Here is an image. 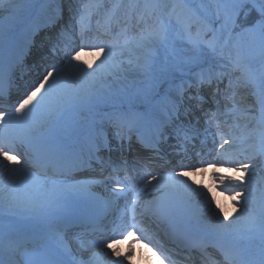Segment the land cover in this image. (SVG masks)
<instances>
[{
  "label": "snow or ice",
  "instance_id": "obj_1",
  "mask_svg": "<svg viewBox=\"0 0 264 264\" xmlns=\"http://www.w3.org/2000/svg\"><path fill=\"white\" fill-rule=\"evenodd\" d=\"M14 6L15 0H0V10ZM177 7L183 11L177 13ZM93 12L97 15L103 12V23L97 20L95 34L91 26ZM241 13L249 21L246 26L237 23ZM60 16L62 19V11ZM49 22L52 29H58L55 39L59 42L67 32L60 27V20L55 14L49 18ZM77 24L81 41L79 51L85 48L95 51L99 58L98 63L94 62L95 67L88 64L86 69L82 62L73 63L77 61L78 52L70 51L66 53L68 58L62 61V66L52 65L45 69L39 82L14 106V112H0V202L10 205L21 203L17 186L19 178L24 185V203L31 206L33 201H40L41 209L58 206L59 201L53 198L52 192L47 191L48 173L69 164L79 167L84 160L83 154L70 159L63 145L52 135L55 123L53 117L91 99L95 94V84L117 66L118 60L122 64L126 55L130 67L151 75L154 71L149 55L151 49L166 45L173 33L186 38L191 45L192 55L182 58L171 73L173 76L175 71L181 73V82L175 88L165 90L161 84L160 90L155 91L153 99L159 98L156 102L163 106V119L154 114H144L139 118L153 131V138L145 140L141 136L138 139L144 147L155 149V144L161 138H166L165 130L170 129L167 135L181 143L186 144L207 133L212 137L211 144L207 137L201 140V147L195 152L196 162L191 166H183L176 175L161 176L148 172L136 181L132 175L134 170L128 169L126 164L112 167V173L117 177L123 171L129 183L117 178L119 191L111 193L113 197L125 196V214L121 224L113 222L114 236L108 237V243L105 244L103 240L92 242L91 246L99 247L100 250L87 260L76 257L68 259L71 249L64 247L63 240L55 245L44 243L31 251L25 249L24 264H96L97 257L107 259L108 254L103 251L105 247L111 249L112 255L117 257L116 260H109V264H123L124 259L130 258L131 251L123 255L115 247L120 242L115 237L122 239L125 234L139 233V239L147 241V247L151 240L137 228L141 222L138 220V205L149 192L155 194L169 186L202 197L210 211L211 205L215 203L219 211H213V216L218 219L223 209L215 197L209 200L204 191L193 188L187 182L188 171L203 173L207 168L214 169L211 178L226 188L230 183H236L239 191L231 189L235 193L231 199L233 202L243 201L240 204L241 215H248L253 203L257 205L258 214L250 217V223L258 226L264 234V0H208L207 4L200 5L199 10L175 2L170 7V0H119L112 9H106L103 0H87ZM194 26L197 28L195 35L192 33ZM237 28L240 30L237 31ZM257 56L260 58L259 67H253L252 60ZM236 72L240 76L234 81L232 74ZM3 77H7V72ZM225 79L228 83L222 89ZM241 83L255 89V101L247 108H240L236 104L235 88ZM213 85L212 96L216 109L205 111L206 101L202 92L206 86ZM193 89L194 92L191 91ZM219 98L231 102L233 106L221 111ZM197 109L203 116L196 117L193 123ZM241 117L246 121L242 129L238 123ZM109 119L117 128L116 136L123 140L122 118L110 116ZM201 119L207 125L203 132L198 127ZM229 119L232 120L230 131L225 134L221 126L227 125ZM213 126L216 128L215 133L210 132ZM128 130L131 131V127ZM237 130L242 131V135L237 136ZM245 144L248 145L247 149H241L240 145ZM87 145L88 166L91 167V158L95 156L103 174L110 166V160L106 161L99 155L102 150L111 151L107 136L102 130L94 132L89 136ZM240 156L244 158L240 159ZM138 167L141 170L143 168ZM221 168H227L238 175L230 177ZM5 177L8 179L5 180ZM107 179L111 181V173ZM211 191L212 187L208 186V192ZM129 194L130 203L127 201ZM140 217L142 220L143 213H140ZM224 217L228 219L227 213H224ZM69 219H72L71 213ZM168 221L175 237L194 235L173 215H168ZM19 247V241L9 238L6 244L0 245V251H12ZM221 252L225 264H254L244 260L234 248L222 249ZM0 264H6V261L0 258ZM258 264H264V248L260 250Z\"/></svg>",
  "mask_w": 264,
  "mask_h": 264
},
{
  "label": "rangeland",
  "instance_id": "obj_2",
  "mask_svg": "<svg viewBox=\"0 0 264 264\" xmlns=\"http://www.w3.org/2000/svg\"><path fill=\"white\" fill-rule=\"evenodd\" d=\"M69 4H72L74 7L73 9L77 11L74 17H66L68 22L63 27L66 31L69 28H73L75 26V20L80 17L81 11L83 9V5L87 2V0H67ZM119 0H103L106 9H112L113 5L117 4ZM175 2L177 4L183 3L187 5L189 8L194 10H199L201 4H207L208 0H170V7L171 3ZM46 0H15V6L11 8H5L4 10H0V20L4 17H11L13 19H18L19 23L16 28L19 27V30L25 28L26 23L32 18L35 13H32L35 9H38L42 4L46 5ZM49 8V5H48ZM15 10H24V13L15 16ZM183 9L177 7L176 12L180 13ZM119 15V12L117 13ZM100 20L103 17V12L100 15H97L95 12L92 14V19ZM214 19V17H213ZM79 20V19H78ZM96 20V23H97ZM214 26V25H213ZM218 26V24H216ZM16 28H10V33L14 32ZM79 30V29H78ZM78 30L75 29V32H72L69 36L65 37H73L75 34L78 33ZM197 28L194 26L192 28V33L195 35ZM238 29L237 31H239ZM157 51L149 55L153 61V73L151 75H147L143 72L135 70L133 67H130L128 64V57L127 55L123 59V63L121 64L119 60L116 62L117 66L113 68L111 72L105 75V78L101 81H98L95 84V94L92 96L90 100H87L83 105H75V107H70L65 110L62 114V122L59 124H54L53 126L58 129L60 133H58L59 138L61 141H73L76 140L78 136L82 134L84 130V126L86 123L82 120L83 116H90L94 113L96 106L107 105L111 108L110 111L104 114V117L100 118L96 121V130L94 132L103 131L104 134H107L108 141L113 139L114 142L118 143L119 145L122 144L120 137L116 136L117 128L115 124L110 121V116H118L121 117V127L123 128L124 123H128L130 125H141L140 121L141 110L138 107L140 103L143 101H152L153 97L155 96V91L160 88L161 84L165 83V80L173 81L176 85H178L181 81L179 79L181 73L179 71H175V75H171V73L176 69L178 62L182 58H186L192 55L191 45L187 43V40L184 36L173 33L170 37L168 43L166 45H159L157 47ZM56 58H59L58 56ZM60 59V58H59ZM87 63L88 62H95L98 63V56H94L92 58L86 57L84 58ZM56 60V59H55ZM61 60V59H60ZM60 60H56V62H60ZM94 63V67H95ZM89 64V63H88ZM260 58L257 56L252 60L253 67H259ZM44 65V64H43ZM48 68L47 66H43L40 68H35L36 71H40L44 73L45 69ZM87 69V68H86ZM167 73V75H166ZM233 80L240 76V73L236 72L233 73ZM114 84L111 90L107 92L103 91V93H98L99 90H103L110 86V84ZM228 81L226 80L225 84L221 85L223 89L225 85H227ZM253 89L254 87L251 85L243 86L242 83L235 88L236 91V104L240 108H247L252 105L255 101V97L253 92L247 93L248 90ZM212 101L213 96L210 94ZM245 96V100H242L241 97ZM222 99V98H220ZM156 100L153 102L155 103ZM228 102V101H227ZM152 103V104H153ZM227 108H231L233 105L231 102L228 104H224ZM66 114H69L70 118V127L69 129H64L65 123L63 122V118ZM59 117V116H58ZM58 117H53V120L57 119ZM54 120V121H55ZM111 122V123H110ZM138 123V124H137ZM232 120L229 119L227 125L222 124L221 129L227 126H230ZM243 128V125L246 123L245 119L241 117L238 121ZM99 126V127H98ZM230 131V127L227 129H223L222 132L227 134ZM237 136L242 135V131L237 130ZM246 145V144H245ZM244 145H240L243 147ZM248 147V146H247ZM82 148L80 145L78 147ZM84 148L87 151L88 145L87 142L84 144ZM121 145L119 149H117V153L121 152ZM247 149V148H244ZM69 158L72 159L77 155L72 151L68 154ZM243 159L244 157H239ZM258 166H259V159H258ZM69 164L66 168L70 167ZM128 168V164L126 163ZM61 168L57 169V173L61 175V177H57L60 179H55L52 177H46L48 181V187H51L53 191L57 192V195H60V191H63L66 186L69 184V193L73 195L70 198L72 203L71 210L76 206H81L86 204L87 197L85 196V191L94 188L93 185H74L71 183L66 177V171L62 170ZM217 167H220L217 165ZM130 170H134L132 172L133 177L136 181L140 180V177L145 173L139 171L135 167L129 168ZM149 171H147L148 173ZM179 172V171H178ZM224 174L233 177L234 175H238L237 173H233L231 171H222ZM71 173V171H70ZM176 175V174H173ZM171 176V175H170ZM5 180L8 177L4 178ZM179 179H185L184 177H180ZM192 181H195V184H192ZM187 182L192 185L193 188H200L204 191L208 199L214 196L216 202H218L223 209V212L219 215V218L213 216V211H219L216 208V204L213 203L211 205L212 211L209 210L208 206L205 204L204 199L200 196L194 195L187 191H182L179 188H172L171 186L163 191L157 192L155 194L149 192L146 197H142L144 199H148L149 201L146 203L149 207L153 209H167L170 211L175 212L176 216L179 218V222L182 223L184 226L188 227L193 231L194 234L199 235L200 239L209 240L215 245H220L223 243H227L229 248L236 249L240 256L244 252H247L251 249H259L264 248V234L261 233V230L258 226H254L250 223V217L256 216L258 214V209L255 203L250 205V211L248 215H241L240 213V204L243 201L233 202L230 199L225 197L226 192H229L228 188L232 186H236V183H230L228 187H224L219 181H215L211 178V176L207 173L205 174H197L193 173L192 171H188ZM114 183V182H113ZM125 183H129L128 180H125ZM115 186L112 187H102L105 190L110 189V191H119L118 187L116 186L117 183H114ZM113 185V184H112ZM17 186L20 189V199L21 203L10 205L6 202H0V245L6 244L9 238L16 240L14 237L15 233L18 231H23L21 228L20 221L25 220L23 215H19L16 208L24 206L23 201H25V193H24V185L19 178H17ZM62 186V187H61ZM102 186V185H101ZM208 186L212 187V191L208 192ZM61 187V189L59 188ZM87 187V190H85ZM100 188V186H98ZM48 191V190H47ZM237 191L239 189L237 188ZM120 196H124L123 194ZM119 197V196H118ZM125 197V196H124ZM142 198L139 204H142ZM127 200L129 203L131 201V194L127 196ZM38 202V201H36ZM124 203V202H123ZM66 213V212H63ZM224 213H227L228 219H225ZM51 219V216H49ZM60 215H52V220L56 221ZM52 222V221H51ZM50 222V223H51ZM222 222V224H221ZM42 222L39 221L37 218H31L28 220V228L27 230L36 231L39 233V237L41 238L42 242L41 245L44 243L52 244L50 242V235L58 232L54 226L41 224ZM52 224V223H51ZM200 224V227L205 229L211 230V234L207 231L198 229L195 230ZM222 225H227V227H223ZM42 228V229H41ZM60 236H63L59 232L57 233ZM136 237V236H134ZM126 238V237H125ZM124 238V239H125ZM137 238V237H136ZM122 239V241L124 240ZM135 244V253H139L140 255L143 253V246L142 242L139 240ZM76 251V250H75ZM85 251H82L84 253ZM3 255V254H2ZM5 257V255H3ZM8 257V256H7ZM5 257L6 264H24L26 259V255L20 251L14 250L9 251L10 259ZM69 258V257H68ZM148 262V261H147ZM258 263V262H256ZM140 264V262L138 263Z\"/></svg>",
  "mask_w": 264,
  "mask_h": 264
},
{
  "label": "bare ground",
  "instance_id": "obj_3",
  "mask_svg": "<svg viewBox=\"0 0 264 264\" xmlns=\"http://www.w3.org/2000/svg\"><path fill=\"white\" fill-rule=\"evenodd\" d=\"M44 10H45V8H44V6H42L39 10L38 9L34 10L32 13H37L38 12V13H40V15H43L44 14L43 13ZM14 13L15 14H13V15L19 16V15L24 13V10L23 11L22 10H15ZM77 21H76V24H77ZM18 23H19V20L18 19H13L12 16L9 17V18L8 17H4V18H2L0 20V51L3 48H5V47H17L16 51H15V54H17V56L20 55L21 52H20L19 47H20L21 43H23L24 40H25L26 32H25V35L23 33L20 34L18 41H16V37L15 36L18 33H20L19 27L16 28L18 26ZM91 26L93 27L92 24H91ZM78 27H79V25H78ZM10 28H16V29H15L14 32L10 33ZM93 30H94L93 34H95V29H93ZM66 41H69V43H66V42L65 43H61L60 44L61 47L59 45L60 42H55V40H54V42H50V46H54L55 53L61 59L60 60L59 58H57L58 60H60V62H57V63H55L53 65H56L57 67L62 66V61L66 60L68 58L66 56V53H68L70 51H75V52H78V55H77V61H74L73 63L82 62L83 66L85 68H87L88 63L89 64H93V66H94L93 62L90 61V62L87 63V61L84 58H85V56L86 57L88 56V57L92 58L94 56H97V53L95 51L91 50V49H88V48H85V50H83V51H79L78 45L81 42L80 38H79V34L76 35L74 38L67 39ZM72 43L75 45V47L71 48L70 46L72 45ZM155 51H157V48L151 49L150 54L154 53ZM14 55H6L4 53L2 55L0 54V62L3 59L6 60V64L4 65V67L0 68V75H3L5 72L8 73V71H9L8 70V64L13 59ZM46 61H47V58L43 57V59L41 61L40 60H36L35 62L38 65L42 66V64L44 62L46 63ZM98 62H99V59H98ZM29 78H30V80L33 81L31 83V86L27 87L28 84L21 85V91L14 92L13 95L15 97L20 95V94H24V95H22L20 98L17 97V99L14 100L12 105L5 112H8V111L14 112V106L16 104H18L24 98L26 93L32 89L33 85H35L36 83L39 82V80L42 78V76L38 77L35 80H33L31 78V76H28L27 80H29ZM6 82H7V77L4 78V83L6 84ZM113 86H114V84L112 83V84H110L109 87L104 88L103 90H99L98 93H103V91L107 92L108 90H111ZM73 107H75V105ZM208 109H210V108H208ZM193 119H196V118H193ZM57 122L59 124L62 122V115H60L55 120L54 124H57ZM63 122L64 123L66 122L64 129H69V127H70L69 114H66L64 116ZM54 130L58 131V129L53 126L52 131H54ZM112 140L113 139H111V141ZM114 145H115L116 149L119 148L116 142H115ZM246 146L247 145H244L241 149H243ZM172 153H174V154H172ZM172 153L171 154L176 158V161L179 162L180 164L171 163V162L169 164H166L170 168H176L178 166H180L181 168L183 166H191L193 163L196 162V160L194 159L195 152H192V153L189 152L188 155H190V156L188 158H186L183 162H182L183 152L181 153V150H176V151H173ZM205 155H206V153H205ZM240 157H242V156H240ZM160 166H161V164H160ZM197 166H199V165H197ZM227 170H228L227 168H221V171H227ZM213 171H214V169L207 168L203 173H197V174H205V173H207V174L210 175ZM231 189H236V191H237V188L235 186H232V187L228 188L229 192L225 191V193H226L225 197L227 199H230V200H232L231 196L233 194H235ZM47 190L52 192L53 193V198L59 201V205L58 206L57 205H53L51 208L41 209L40 201H38V202L33 201L31 206H29V204H24V206H21V207L15 209V210H17L19 215H23L25 220H30L32 217L39 219V221L42 222L41 224H43V225L45 224V226H44L45 228H47L46 225H50L51 224L50 222L52 221V215L53 214L58 215V214H60L62 212H65V211L70 212L71 207H72V203L70 201V198H72V196H71L72 193L70 194L69 191H68L69 190V184L66 186V188L63 191H60V195H57V192L53 191V189L51 187H47ZM112 192H116L115 189H113V191H110V189L105 190L102 187L98 188V186H95L94 188L85 191V193H86L85 196L88 198V200H87V204L83 207V211L81 212L80 217L83 218V220H84L85 219V215H86L87 212H91V211L95 210L96 208L97 209L100 208V206L105 203V199L107 197H113L111 195ZM127 201L129 202V200H127ZM148 201H149L148 199L142 198V204L138 205V213L143 209L144 206L147 205L146 203ZM107 206L110 208V210H108V213L112 214L116 218H119L121 215L124 216V214H125V198H123L122 196L118 197V199H116L114 202L108 203ZM78 209H80V208H78ZM161 213H162L163 217L161 218L162 222H160V223L164 224L165 222L168 221V215L171 214V212L169 210H167V209L161 208ZM171 215H173V214H171ZM49 216H51V219H50ZM198 229L205 230L209 234H211V230H208V229H205L203 227H200V224H199V226L197 228H195V230H198ZM25 234L26 233H21V232L15 233L14 237H15V239L19 240L21 238H26V237L30 236V235L24 236ZM134 236H136L137 238L134 237ZM125 237L126 238L123 241L121 239L119 243L115 244V247L123 255H127L129 253V251H131L130 258L129 259H124L123 260V264H138L139 262H141V264H147L146 261H148V264H155L154 261L152 260V258L150 257V255L147 252L148 247H146L147 249H144V252L141 255H138L137 252L135 253V244L134 243H137V241L139 239L138 234H136V235L133 234L132 236L126 235ZM50 240L53 243V245L57 244L60 240H63L64 247L71 249V256H69L68 259H71L72 257H76V259H85V260H87V259L93 257V253H97L100 250L98 247L91 246L92 242H95V240L81 241V243H78L72 237V234L70 232L64 233L63 236H60L59 234L53 233V234L50 235ZM97 241H100V240H97ZM139 241H140V239H139ZM75 244L79 245L80 246V250L85 251V252L82 253V251H80V252L75 251L76 250L75 249L76 247L74 246ZM260 250H261V248H259V249H251V250H249L247 252H244L241 257L244 260H246V261L254 262V264H258L256 262H258V260H259ZM12 251H14V250H12ZM103 251L108 254L107 259L104 258L103 256L97 257L96 264H109V260H116L117 259L116 256L112 255L111 249L105 248V249H103ZM2 254L5 255V257L8 256L7 259H10L9 251H7V252L0 251V258L6 260L5 257ZM123 255H122L121 259H123Z\"/></svg>",
  "mask_w": 264,
  "mask_h": 264
},
{
  "label": "trees",
  "instance_id": "obj_4",
  "mask_svg": "<svg viewBox=\"0 0 264 264\" xmlns=\"http://www.w3.org/2000/svg\"><path fill=\"white\" fill-rule=\"evenodd\" d=\"M248 22L249 21H246L245 20V18H244V15H243V13H241V15L238 17V19H237V23L239 24V25H247L248 24ZM214 26H216V24H214ZM239 28H237V30H238ZM146 105V104H145ZM169 184H170V182H169ZM170 187V186H169Z\"/></svg>",
  "mask_w": 264,
  "mask_h": 264
}]
</instances>
